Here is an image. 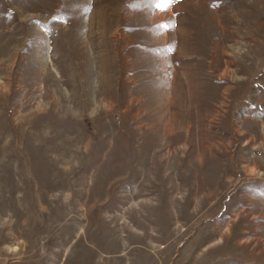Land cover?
I'll return each instance as SVG.
<instances>
[{"label":"rangeland","instance_id":"obj_1","mask_svg":"<svg viewBox=\"0 0 264 264\" xmlns=\"http://www.w3.org/2000/svg\"><path fill=\"white\" fill-rule=\"evenodd\" d=\"M0 264H264V0H0Z\"/></svg>","mask_w":264,"mask_h":264},{"label":"snow or ice","instance_id":"obj_2","mask_svg":"<svg viewBox=\"0 0 264 264\" xmlns=\"http://www.w3.org/2000/svg\"><path fill=\"white\" fill-rule=\"evenodd\" d=\"M173 2V0H165V5H170Z\"/></svg>","mask_w":264,"mask_h":264}]
</instances>
